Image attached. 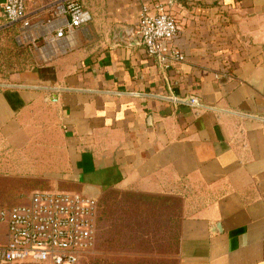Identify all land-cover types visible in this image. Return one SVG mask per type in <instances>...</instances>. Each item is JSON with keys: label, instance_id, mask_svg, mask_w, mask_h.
I'll use <instances>...</instances> for the list:
<instances>
[{"label": "crops", "instance_id": "1", "mask_svg": "<svg viewBox=\"0 0 264 264\" xmlns=\"http://www.w3.org/2000/svg\"><path fill=\"white\" fill-rule=\"evenodd\" d=\"M5 1L0 164L19 155L35 182L0 200L112 187L174 195L179 264H264V0H177L186 59L169 69L139 42L140 12L155 0H81L89 23L24 45ZM25 1L33 22L52 15L54 0Z\"/></svg>", "mask_w": 264, "mask_h": 264}, {"label": "built area", "instance_id": "2", "mask_svg": "<svg viewBox=\"0 0 264 264\" xmlns=\"http://www.w3.org/2000/svg\"><path fill=\"white\" fill-rule=\"evenodd\" d=\"M177 0H155L140 12L139 42L163 69L183 62L177 44L180 33L171 7ZM3 12L9 25L20 24V45L72 36L92 20L81 0H54L48 19L33 22L25 0H6ZM197 106V96L188 98ZM97 197L68 190H36L11 205H0V264H83L95 250L98 235Z\"/></svg>", "mask_w": 264, "mask_h": 264}, {"label": "rangeland", "instance_id": "3", "mask_svg": "<svg viewBox=\"0 0 264 264\" xmlns=\"http://www.w3.org/2000/svg\"><path fill=\"white\" fill-rule=\"evenodd\" d=\"M12 53L21 54L16 47ZM25 168L19 155L4 158L0 164V199L35 182L31 180L33 173L26 175ZM97 198V243L83 264H179L182 209L178 196L112 187ZM11 204L0 200V205Z\"/></svg>", "mask_w": 264, "mask_h": 264}, {"label": "trees", "instance_id": "4", "mask_svg": "<svg viewBox=\"0 0 264 264\" xmlns=\"http://www.w3.org/2000/svg\"><path fill=\"white\" fill-rule=\"evenodd\" d=\"M13 43H14V45H16V46L19 45V44L16 43L15 40H13ZM24 263H26V262H24ZM29 264H32V263H29Z\"/></svg>", "mask_w": 264, "mask_h": 264}, {"label": "water", "instance_id": "5", "mask_svg": "<svg viewBox=\"0 0 264 264\" xmlns=\"http://www.w3.org/2000/svg\"><path fill=\"white\" fill-rule=\"evenodd\" d=\"M217 226H218V228H221V224L220 223H218Z\"/></svg>", "mask_w": 264, "mask_h": 264}]
</instances>
